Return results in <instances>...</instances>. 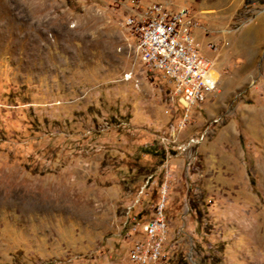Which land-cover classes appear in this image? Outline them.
<instances>
[{"label":"rangeland","instance_id":"rangeland-1","mask_svg":"<svg viewBox=\"0 0 264 264\" xmlns=\"http://www.w3.org/2000/svg\"><path fill=\"white\" fill-rule=\"evenodd\" d=\"M150 3L219 75L181 129L123 24ZM163 189L158 264H264V0H0V264H137Z\"/></svg>","mask_w":264,"mask_h":264},{"label":"built area","instance_id":"built-area-1","mask_svg":"<svg viewBox=\"0 0 264 264\" xmlns=\"http://www.w3.org/2000/svg\"><path fill=\"white\" fill-rule=\"evenodd\" d=\"M123 24L136 38V55L142 65L158 72L169 85L172 100L178 101L184 112V119L178 127L186 125L191 110L201 107L217 91L219 75L214 64L206 59L194 35L195 21L186 8L172 9L164 3H150L144 7L135 6ZM129 80L131 74H125ZM189 139L182 145L183 151L203 140ZM166 190H162L158 205V217L145 224L143 231L152 242L136 244L130 251L131 260L137 264H158L164 223L162 209Z\"/></svg>","mask_w":264,"mask_h":264}]
</instances>
